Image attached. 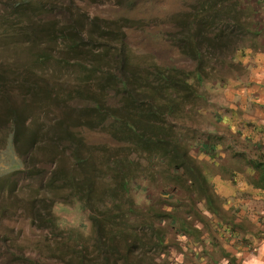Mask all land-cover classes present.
Here are the masks:
<instances>
[{"label": "rangeland", "instance_id": "1", "mask_svg": "<svg viewBox=\"0 0 264 264\" xmlns=\"http://www.w3.org/2000/svg\"><path fill=\"white\" fill-rule=\"evenodd\" d=\"M16 1L18 0H0L1 22L18 23L19 19L14 16L12 7ZM212 1H216L219 8L234 10L233 15L240 20V24H231L233 34L229 36L228 41L231 44L227 49L201 45L204 57L201 64L202 79L197 80L195 75H192L193 97L187 103L177 102L173 107L172 116L166 118L164 124L155 123L158 127L155 134L162 133L167 138L176 140L180 149H155L141 153L134 146L126 148L125 144L119 143L117 138L111 135L113 130L109 134L108 127L102 128L99 125L94 129H87L77 124L72 125L74 123L68 126L92 149L110 150L113 155L119 154V158L127 154L129 165L124 168V173L129 177L128 191L118 194L108 209L97 212L109 219L115 218L116 221H119L117 217L123 214L129 216L134 224L135 233L125 232L123 240L127 243L136 240L135 248L130 254L122 251L123 259L119 264H243V260L247 264L249 257L259 253L257 245L264 240V224L256 226L247 210L238 211V214L235 204L225 201L230 195L229 192L224 195L219 189V182L215 181V177L225 173L224 147L233 149L235 146L237 149L240 145L236 135L232 134L238 127L235 121L245 123L249 129L253 126L252 122H247V118L246 121L242 118V115L246 114L242 112L241 107L246 103L245 99L258 96L254 92L257 89L255 84H259L255 82V78L263 76L257 75L256 69L264 65L260 57L264 55V0ZM41 2L47 11L55 13V16L34 17L39 26L45 25L48 19H51L54 25H59L58 29H62L61 25L70 22L72 18L80 22L85 27L83 30L88 32L93 19L134 22L131 28L124 29L125 54L129 67L148 72L152 65H155L161 69L176 68L191 74L196 72L198 63L181 53L177 46L178 44L182 47L178 41L181 26L188 15L194 14V9L198 6L196 0ZM30 6L28 4L27 9ZM63 12H69L71 18L63 15ZM24 23L27 24L22 22V25ZM20 35L22 36L19 40L13 41L16 44L0 42L1 78H6L3 76L6 72H9L11 77L12 73L19 72L22 75L23 71L31 69L49 80V86L56 78L55 85L60 88L56 91L59 95L67 94L68 87L74 88L81 79H94L93 73L84 74L82 70L76 73L74 60L60 67L47 64L44 69L37 68L29 56L28 48L31 42L24 34ZM92 38L94 43L87 37L86 43L97 47L99 54L104 52L103 45L109 44L110 48L105 54L115 55V46L119 44L111 41L108 29L96 30ZM48 45L50 44L42 40L41 48ZM47 49L58 52L61 49L60 40ZM84 62L87 68L92 66L91 63ZM114 67L115 65L108 64L105 60L100 68ZM100 68L94 70L100 71ZM89 74L92 76L87 77ZM11 79L12 77L9 84ZM258 87L264 88V85ZM10 88L11 99L5 98L1 105L7 106L6 102L10 101L18 104L19 94L22 97L18 84L13 83ZM114 95L112 91L107 97L110 107L117 105ZM86 105L81 99L68 98L67 104H64L66 109L51 104L49 112H41L36 120L41 125L42 133L51 136L50 129L64 120V112L69 110L72 114H79L87 110ZM225 114L239 117L231 119L232 130L220 124L223 123L221 118H224ZM162 119L165 117L161 116L157 121ZM7 131L8 129L2 128L0 132V176L13 172V166L19 162L10 140L3 141ZM43 145L44 142L39 140L36 148L43 149ZM251 149H264V145L258 141ZM249 155L250 152L247 153V156ZM250 157L258 162L264 161V154H257L256 158L251 155ZM244 160L249 161L237 157V161ZM121 162L125 163L124 160ZM102 173L107 172L103 169ZM259 173L261 175L262 171ZM14 180L23 191L20 197L27 198L36 192L35 183L29 177L16 175ZM258 183L260 187H264L263 180L260 179ZM101 189L100 185L99 191ZM99 193L100 198L105 197L101 196V191ZM10 202L13 203V199ZM1 203L0 201V206L3 207ZM8 203V208L12 207ZM17 203L16 209L12 207L13 213L4 208L0 218V264H21L18 261L21 254L37 260L40 264H61V260H57V256L49 248H56L57 243L65 242L73 248V234L78 232L82 237L91 234L88 210L78 203H56L53 206L56 230L31 226L24 204L20 201ZM38 223L36 222V225ZM151 225L154 230L150 229ZM252 229L254 230L251 232ZM92 248L88 243L73 253L80 249L84 253L85 249L91 252ZM124 257L127 261H124Z\"/></svg>", "mask_w": 264, "mask_h": 264}, {"label": "trees", "instance_id": "2", "mask_svg": "<svg viewBox=\"0 0 264 264\" xmlns=\"http://www.w3.org/2000/svg\"><path fill=\"white\" fill-rule=\"evenodd\" d=\"M196 2L198 6L194 9V14L188 15L181 26L178 41L182 47L177 44L181 53L198 63L194 74L176 68L161 69L155 65L149 67L148 72L129 67L125 54L124 29L131 28L135 23L128 20L93 19L88 33L83 30L85 27L80 22L71 18L69 12H63L71 20L62 24V29H58L59 25H54L51 19L42 27L35 23L34 17L52 18L55 13L47 11L41 0H18L12 5L13 14L19 19L18 23L0 21V42L16 44L14 39L19 40L22 36L20 34H24L31 42L29 56L37 68L44 69L47 64L60 67L74 60L76 73L82 70L84 74H95L93 80L81 79L74 88L68 87L67 94L62 95L56 91L60 89L55 85L56 78L49 86V80L31 69L23 71L22 75L19 72L12 73L10 84L9 72L3 74L6 78L0 77V132L2 128L8 129L3 141L10 140L19 161L13 166V172L0 176V201L3 203V207L0 206V218L4 208L13 213L12 207L16 209L17 201H20L24 204L31 226L56 230V219L52 213L56 203H78L88 210L90 236L82 237L77 232L73 234L75 247L71 248L65 242L57 243L56 248H49L57 256V260H61V264H119L123 259L122 251L130 254L134 250L136 240L132 243L123 240L125 232L135 233L129 216H118L119 225L115 218L109 219L97 213L101 209H108L118 194L128 191L129 177L124 173V168L129 165L127 154L119 158V154L113 155L110 150L92 149L68 126L74 123L72 125L77 124L87 129H94L99 125L102 128L108 127L109 134L113 130L111 135L119 143L125 144L126 148L134 146L141 153L155 149H180L176 140H171L162 133L155 134V129L158 128L155 123L164 124V120L172 116L177 102L187 103L193 97L192 75L197 80L202 79L201 64L204 57L201 45L227 49L231 44L229 36L233 34L231 24H240V20L233 15L234 10L219 8V4L212 0ZM28 4L31 6L27 9ZM22 22L27 24L22 25ZM102 28L108 29L111 41L119 44L115 46V55L105 54L110 48L109 44L103 45L104 52L99 54L97 47L86 43V37L94 43L92 34ZM42 40L50 45L41 48ZM58 40L61 46L58 52L47 49ZM105 60L115 67L101 69ZM84 61L92 66L87 68ZM96 68H100V71L94 70ZM90 76L92 75H87ZM13 83L18 84L22 97L19 94L18 104L10 101L6 102L7 106L1 105L5 98L11 99L10 85ZM112 91L115 93L116 107H110L107 99ZM68 98L81 99L87 104V110L79 114H72L69 110L64 112V120L50 129L51 136L42 133L41 125L36 120L38 114L49 112L51 104L66 109L64 104H67ZM161 116L165 119L157 121ZM39 140L44 142L43 149L36 148ZM103 169L106 174L102 173ZM16 175L32 179L36 192L27 198L20 197L23 191L15 183ZM100 185L101 196H105L104 198L99 196ZM12 199L13 203L10 202ZM7 203L12 207L8 208ZM36 222L39 223L36 225ZM150 229L154 230V227L151 225ZM88 243L93 247L91 252L85 249L84 253L80 249L73 253ZM39 251L40 249L37 250ZM19 257L21 264H40L23 254ZM68 257L71 259H67ZM124 261H127L126 258Z\"/></svg>", "mask_w": 264, "mask_h": 264}, {"label": "crops", "instance_id": "3", "mask_svg": "<svg viewBox=\"0 0 264 264\" xmlns=\"http://www.w3.org/2000/svg\"><path fill=\"white\" fill-rule=\"evenodd\" d=\"M260 57L264 61V55ZM256 70L257 75H263L255 78V82L259 84H255L257 89L254 92L258 96L245 99L246 103L241 107L242 112L246 114L242 115V118L244 121L247 118L249 120L247 122H252L253 126L249 129L245 126V123L235 121L238 127L235 129L236 132L232 134L236 135L235 138H238L237 143H240V145L237 149L235 146L233 149L228 146L224 147L225 162L223 165L225 166V173L224 175L219 174L217 178L215 177V181L219 182V189L223 191L224 195L229 192L230 195L225 198V201L234 203L237 212L247 210L251 221L256 226H260L264 224V187H260L258 182L260 179L264 181V161L258 162L252 159L250 155L255 157L257 154H264V149H251L258 141H261L264 145V88L258 87L264 85V65L258 66ZM238 118L225 114L224 118H221L223 123L220 124H224L229 130H232L230 127V125L232 126L231 119ZM246 145H250V147ZM248 152H250L249 156H247ZM237 157H241L242 160L249 159V161H237ZM260 170L262 171L261 175ZM232 173L234 176L230 177ZM244 192H246V195H244ZM261 241V244L257 245L259 253L254 257H249L250 260L248 259L247 264H264V240ZM243 264H245L244 260Z\"/></svg>", "mask_w": 264, "mask_h": 264}]
</instances>
